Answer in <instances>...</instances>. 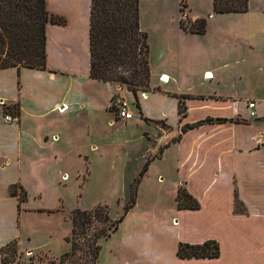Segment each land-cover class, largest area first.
Here are the masks:
<instances>
[{
  "label": "crops",
  "instance_id": "0c3cea01",
  "mask_svg": "<svg viewBox=\"0 0 264 264\" xmlns=\"http://www.w3.org/2000/svg\"><path fill=\"white\" fill-rule=\"evenodd\" d=\"M203 1L188 3L185 17L206 18L204 33L185 30L183 14L158 19L157 40L150 41L151 88L139 97L136 119L138 126L149 121L169 127L165 134L155 127L153 132L164 146L163 155L167 147L179 150L173 219L195 218L198 226L191 235H179L176 219L174 234L163 237L154 226L158 218L139 212L141 203L136 201L116 230L128 233L121 264H264V0H249L245 12H216L214 0ZM47 4L66 22L48 24L46 68L0 69V264H14L2 261V248L14 240L20 254L35 251L27 232L30 213L59 210L37 204L40 200L33 203L42 198L40 182L52 181L58 173L67 178L69 172L60 167L66 159L88 158L74 151L77 119L91 120L89 131L101 140L91 145L97 151L105 148L104 137L117 121L111 105L118 86L91 76V0ZM250 102L255 103L253 109ZM18 107L20 113L11 114ZM4 114L16 120L7 123ZM219 118L227 120L207 121L182 132L187 125ZM14 184L26 191L25 201L10 194ZM180 185L198 199L200 208L178 207ZM236 194L243 211L236 210ZM208 239L220 243L218 257L178 256L180 242ZM165 241L173 254L163 260L159 244Z\"/></svg>",
  "mask_w": 264,
  "mask_h": 264
},
{
  "label": "rangeland",
  "instance_id": "374dc122",
  "mask_svg": "<svg viewBox=\"0 0 264 264\" xmlns=\"http://www.w3.org/2000/svg\"><path fill=\"white\" fill-rule=\"evenodd\" d=\"M193 1L198 0H185V3L188 4ZM183 2V0H140L141 28L148 32L149 44L150 41L155 43L157 40L156 27L160 23L158 19L163 15L182 14ZM193 5L197 10H202L201 5L196 3ZM188 8L185 5L182 7L185 20V13ZM185 22L187 23V20ZM114 84L118 86V90L113 95L111 109L115 113L114 117L116 116L115 120L117 121L115 126L111 128V133L104 137L105 142H107L104 145L105 148L98 151L97 147L91 149L94 142L101 140L97 136L92 137V133L89 131V125L92 124L91 120L83 117L78 118V131L73 140L74 151L77 154L88 155V158L76 156L66 159L60 164V167L61 172H69L67 178L61 179L62 174L58 173V176L56 175L52 181L40 182L41 187H39L43 191L42 198L33 200V203L36 204L40 200L37 204L42 203L46 208L59 206V210L51 213L32 212L29 214L26 218L27 232L31 234L29 245L34 247L35 251H23V254H20L17 249L16 257L12 263L96 264L92 254H87L89 242L96 235H101L100 230L102 229L112 232L110 226H113L115 221L126 211L135 179L140 176V172L149 158L153 156L157 159L151 162L147 175L138 187L136 201L141 203V208L138 211H148L155 216V219L158 218L154 226L163 237H170L174 234L175 230L171 227H173L172 224L176 219L179 222L175 224L181 228L179 235L181 233L191 235L194 227L198 226V219L195 218L191 221L173 219L176 210L173 206V186L178 179L176 160L179 150L172 146L164 150V155L160 153V148L164 146L158 143L156 134L153 132L155 127L159 130V134H165L169 127L149 121L147 122L148 125L143 126H138L136 123V119H140V110L133 102H136V98L151 88V83L149 82V87L142 85L137 93L129 85ZM118 97L128 100L133 105L132 110L135 117L133 120H129L131 123L117 116V106L114 104V100ZM13 107L15 109L17 106L14 105ZM5 113H10V109L6 108ZM106 116L109 117L108 114ZM120 126L126 131L120 130L118 128ZM160 155L163 157L158 158ZM34 181H36L35 178ZM226 197L227 192H225ZM206 203L208 204L207 198ZM97 206L108 207L109 221L102 222L103 220L95 219L87 228V234L84 236H81V229H78L77 234L71 233L73 228L71 216L74 210L78 208L93 210ZM240 207H242L241 203ZM199 222L203 224L205 221L200 219ZM124 231H127V228ZM69 234L71 237L68 243L66 237ZM127 235L128 233L113 231L109 237L101 236L98 239L101 250L97 264H121L123 243ZM75 240H80L81 243L78 252L61 262L62 256L71 251L72 241ZM11 251L12 249H9L7 253ZM159 252L163 260L169 259L173 254L169 241L159 244Z\"/></svg>",
  "mask_w": 264,
  "mask_h": 264
},
{
  "label": "trees",
  "instance_id": "16d2710c",
  "mask_svg": "<svg viewBox=\"0 0 264 264\" xmlns=\"http://www.w3.org/2000/svg\"><path fill=\"white\" fill-rule=\"evenodd\" d=\"M183 1L182 7L187 5L185 0ZM248 9L249 0H214L216 12H245ZM140 18V0H91L90 70L93 78L129 85L135 93L142 85L149 87L151 76L149 35L141 28ZM186 20L183 18L181 21L185 30L196 33L206 31V18L196 21L187 20V23ZM65 22L64 17L50 12L47 0H0V69L12 66L46 68L48 24H64ZM136 99L134 104L140 109L139 98ZM11 112V114L18 115L20 109L18 107ZM179 112L181 115L185 113L183 101H180ZM226 120L225 118L202 120L187 125L182 132L207 121ZM162 152L163 148L160 149V153ZM153 158L155 156L149 158L140 176L135 179L126 211L113 226H110L112 232L118 230L129 209L135 205L138 186ZM19 187L17 184L11 185L9 191L12 196H18L20 202H23L27 199V193L22 188L19 191ZM177 201L180 209L201 207L198 199L184 185H180L178 189ZM107 208V206H97L93 210L75 209L71 216L73 226L71 233L77 234L78 229H81V236H84L87 234V228L95 219L103 220L102 222L109 221ZM236 210L243 211L237 194ZM52 211L48 210V212ZM100 233L101 235H96L88 244L87 254H92L96 264L101 250L98 239L101 236L111 235L105 229L100 230ZM70 237L71 235L66 238L68 242H70ZM71 245V251L62 256L61 262L78 252L81 245L80 240L72 241ZM9 249L12 251L7 253ZM16 253L17 241L14 240L2 248V261L12 263ZM177 254L181 258L218 257L221 254V248L220 243L215 239H208L197 244L180 242Z\"/></svg>",
  "mask_w": 264,
  "mask_h": 264
},
{
  "label": "built area",
  "instance_id": "2783aa9c",
  "mask_svg": "<svg viewBox=\"0 0 264 264\" xmlns=\"http://www.w3.org/2000/svg\"><path fill=\"white\" fill-rule=\"evenodd\" d=\"M163 78L164 76L162 75L161 79L163 80ZM114 104L117 106L116 114L120 119L130 120L134 117V111L132 110V104H130L128 100L118 97L116 98V100H114ZM248 106L251 109H253L255 106V103L250 102ZM250 114L251 116H254L255 112L252 110ZM3 118H4V121L7 123L12 122L13 120H16V118H14V116H12L11 114H4Z\"/></svg>",
  "mask_w": 264,
  "mask_h": 264
},
{
  "label": "bare ground",
  "instance_id": "6f19581e",
  "mask_svg": "<svg viewBox=\"0 0 264 264\" xmlns=\"http://www.w3.org/2000/svg\"><path fill=\"white\" fill-rule=\"evenodd\" d=\"M211 74H208V77L210 76ZM165 79H168V77L167 76H165Z\"/></svg>",
  "mask_w": 264,
  "mask_h": 264
}]
</instances>
